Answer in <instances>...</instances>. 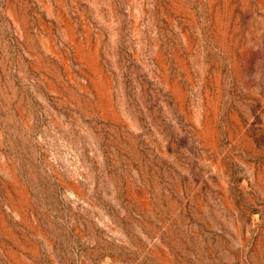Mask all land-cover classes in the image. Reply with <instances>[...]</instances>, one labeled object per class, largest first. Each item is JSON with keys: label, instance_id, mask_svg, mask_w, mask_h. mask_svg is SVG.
Here are the masks:
<instances>
[{"label": "rangeland", "instance_id": "374dc122", "mask_svg": "<svg viewBox=\"0 0 264 264\" xmlns=\"http://www.w3.org/2000/svg\"><path fill=\"white\" fill-rule=\"evenodd\" d=\"M0 264H264V0H0Z\"/></svg>", "mask_w": 264, "mask_h": 264}]
</instances>
